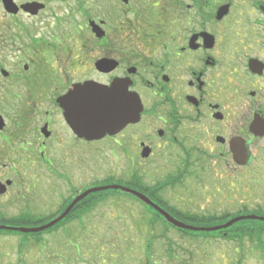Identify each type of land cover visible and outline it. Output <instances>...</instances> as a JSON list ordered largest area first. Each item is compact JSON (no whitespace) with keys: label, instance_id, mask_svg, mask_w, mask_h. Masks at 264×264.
I'll use <instances>...</instances> for the list:
<instances>
[{"label":"flooded vegetation","instance_id":"1","mask_svg":"<svg viewBox=\"0 0 264 264\" xmlns=\"http://www.w3.org/2000/svg\"><path fill=\"white\" fill-rule=\"evenodd\" d=\"M109 1L115 12L77 23L72 12L53 11V0H0V182H10L0 197L21 204L15 215H59L105 185L134 187L167 210L162 188L191 170L226 171L230 163L238 171L259 155L264 165V0ZM93 2L96 9L104 0ZM77 3L80 14L84 3ZM86 82L102 90L95 99L111 100L114 119L136 94L140 120L113 133H79ZM237 140L251 154L245 165L233 158ZM101 143L134 170L84 185L77 177L83 155L95 169ZM168 155L163 181L143 183L137 173ZM40 181L58 204L52 212L35 213ZM97 200L91 192L67 215H86Z\"/></svg>","mask_w":264,"mask_h":264},{"label":"rangeland","instance_id":"2","mask_svg":"<svg viewBox=\"0 0 264 264\" xmlns=\"http://www.w3.org/2000/svg\"><path fill=\"white\" fill-rule=\"evenodd\" d=\"M82 1L84 4L79 6L81 15L77 12V0H53V11L58 8L63 13L72 12L77 23H85L99 11L115 12V6L109 0H104L96 9L93 0ZM102 148L104 153L99 156L95 169L91 167L87 153L83 155L77 177L83 179L84 185L93 178H99L98 184L102 185L108 175L127 179L134 170H128L118 151L112 157L104 146ZM259 157L249 167L238 168V171L229 163L226 171L211 166L204 172L191 170V173L182 175L176 185L161 190L165 211L171 216L175 210L211 216L212 219L205 223L209 222L211 226L222 224L223 213L234 214L243 208L264 217V165H259ZM172 159L168 155L165 162L164 156H158L152 160V167H144L137 174L143 183L162 180L161 174L164 176L171 170ZM3 173L0 170V175ZM36 184L33 188L37 194V202H33L37 206L35 213L56 210L58 204L52 203V195L46 193L47 183L40 181ZM17 189L15 187L10 193ZM109 195L88 214L39 237L0 232V264H264V254L255 243L244 240L240 244L221 237H192L162 222L152 221L150 224L153 212L149 207L123 192ZM11 198L12 195L0 197V216L11 217L21 208V204ZM34 216L33 221L17 222L19 225L15 227L39 226L52 217ZM177 217L183 220L181 216ZM161 229L164 236L160 235Z\"/></svg>","mask_w":264,"mask_h":264},{"label":"water","instance_id":"3","mask_svg":"<svg viewBox=\"0 0 264 264\" xmlns=\"http://www.w3.org/2000/svg\"><path fill=\"white\" fill-rule=\"evenodd\" d=\"M93 27H95L93 25ZM93 82H86L82 85H80V92L81 94V102L82 105L79 107V115L82 118L78 119L82 130H79V133L84 134L85 136L87 134L93 135H102L104 132L113 133L119 131L124 125L127 123H136L139 121L140 118V112L142 111V105L139 97L132 93V99L131 104L127 106L126 112L123 113V116L118 119H114L113 114H111V108H110V102L109 99H103V96L100 95L95 99L93 97L94 91L102 92L101 89L97 90L93 86ZM58 102L60 103V98L58 99ZM105 112V113H104ZM118 112V110H117ZM78 115V116H79ZM3 127V120L0 115V129ZM233 158L234 160L241 165L247 164L251 159V154L249 152V148L247 146V142H240L236 141L233 145ZM9 184V181L7 182ZM1 187H5L4 184L0 183V193L4 192V189ZM107 189H113V190H121L125 193H128L135 198H137L139 201L144 203L145 205L150 206L152 209L157 211L166 222L170 223L176 228L183 229V230H190V231H202V232H214L221 229H225L230 227L236 222H239L241 220H260L264 221L263 216H258L255 214H245V215H238L235 217L230 218L226 222L220 224V225H214L209 227H199V226H193L186 224L180 220H177L173 216H171L168 212L160 208L156 203H154L148 196L145 194L126 186H120V185H105V186H99L92 188L90 190L84 191L81 195L76 197L66 208L65 210L49 221L46 224L37 226V227H10L7 225H0V230H9V231H18L20 233H38L41 231H44L54 225H56L58 222H60L64 217L67 216L70 209L84 196L91 192H97V191H104Z\"/></svg>","mask_w":264,"mask_h":264},{"label":"trees","instance_id":"4","mask_svg":"<svg viewBox=\"0 0 264 264\" xmlns=\"http://www.w3.org/2000/svg\"><path fill=\"white\" fill-rule=\"evenodd\" d=\"M115 192L117 193V191H114V190H107L104 192H99V194L102 197V196L109 195V194L115 193ZM131 197H133V196H131ZM173 212H172V215L173 216L176 215L174 217L181 216L183 218V220H180L177 217L178 220L183 221V222L186 221L185 223L191 224L193 226H199V227L200 226H206V227L211 226V225H209V222H208V224H205L206 221L212 219L211 216H202V215L199 216V215L187 213V212L180 213V211H177V210H175L174 213ZM245 214H251V212H249L245 208L237 211L234 214L225 212V213H223L224 218L222 217L223 218L222 223L229 219V215H232L231 217H234V216L245 215ZM225 215H228V216L225 217ZM53 216L54 215H52V217ZM81 216H83V215H68L62 221H60L58 224L54 225L53 227H51L45 231H42L39 233H27L25 235L39 237L42 234L47 233V232L52 231V230H55V229L65 225V224H67L71 220L78 219ZM34 217H36V216H34V215H13L11 217L5 218V217H3V215H1L0 220H2V222L0 224L16 226V225H19V224H16L17 222L27 223V222L33 221ZM153 218L156 221H160V222H162V224H165L168 227H171L174 230H177L184 235H189L192 237H197V236L221 237L224 239H233L235 241H238L240 244L242 243V241L247 240L249 242L255 243V245H258L264 254V221L246 219V220H241L239 222H236L233 225H231L230 227L225 228V229H221V230L214 231V232H202V231L181 230L179 228H176V227L170 225L169 223H166V221H164L160 215H153ZM50 219H51V217L46 219V221H48ZM0 232L6 233V234L14 233L12 231H6V230H0Z\"/></svg>","mask_w":264,"mask_h":264},{"label":"bare ground","instance_id":"5","mask_svg":"<svg viewBox=\"0 0 264 264\" xmlns=\"http://www.w3.org/2000/svg\"><path fill=\"white\" fill-rule=\"evenodd\" d=\"M94 93H97V91H94ZM128 105H129V104H128ZM128 105H127V106H128Z\"/></svg>","mask_w":264,"mask_h":264}]
</instances>
